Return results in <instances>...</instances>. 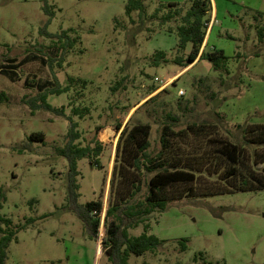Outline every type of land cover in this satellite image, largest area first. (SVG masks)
Returning <instances> with one entry per match:
<instances>
[{"label": "rangeland", "instance_id": "374dc122", "mask_svg": "<svg viewBox=\"0 0 264 264\" xmlns=\"http://www.w3.org/2000/svg\"><path fill=\"white\" fill-rule=\"evenodd\" d=\"M127 1L0 0V65L6 58L19 61L38 55L47 62L52 56L58 42L40 33L49 20L45 4L53 11L46 31L56 36L72 30L69 38L76 37L61 66L58 59L51 58V69L41 60L26 59L19 81L0 75V93L7 98L0 102V195L5 197L0 217L10 219L12 228L29 220L8 245L4 264H109L99 239L104 233L117 142L113 127L119 120L124 125L135 110L134 122L151 125L152 148H157L160 109L166 103L167 110L176 113L179 98L194 109L189 116L199 120L213 121L214 111L223 114V127L230 131L235 124H264V39L259 43L256 31V25L264 23V0H211L213 22L202 48L222 50L229 58L230 74L223 76L224 84L203 60L184 69L172 63L150 66L148 59L155 51L167 52L173 59L177 36L167 32L168 25L159 26L149 18L141 25L136 12L134 24L130 23L124 15ZM190 1L146 0L144 4L147 16L158 8L162 16L169 4L185 9ZM258 14L262 18L256 19ZM189 50L188 44L184 53ZM53 75L62 88L70 85L69 78L86 81V86L76 83L65 93L47 96L50 106L65 107L63 117L42 109L32 115L22 98L36 95V90L26 88L23 80H53ZM200 78L205 81L198 86ZM116 82L120 86L111 91ZM150 86L157 90L147 95ZM165 88L168 94L141 106ZM210 92L217 94L216 100L209 98ZM73 107H86L88 113L80 118ZM154 109L157 116H149ZM70 120L79 134L76 143L93 146L97 140L103 147L100 168L89 160L77 162V203L96 201L104 190L97 241L88 237L80 219L67 208V161L56 149L66 143ZM34 133L43 134L44 141H30ZM165 207L147 222L148 234L162 240V245L139 256L129 254L128 264H264V190L185 198ZM127 232L137 237L143 224ZM182 239L187 240L184 251L179 245Z\"/></svg>", "mask_w": 264, "mask_h": 264}, {"label": "trees", "instance_id": "16d2710c", "mask_svg": "<svg viewBox=\"0 0 264 264\" xmlns=\"http://www.w3.org/2000/svg\"><path fill=\"white\" fill-rule=\"evenodd\" d=\"M144 1L146 0L126 2L124 15L130 23L134 24L132 14L136 12L141 19V25L149 18L150 21H156L159 26L168 25L167 32H174L177 36L176 48L172 54L174 57L171 61L167 52L159 50L149 57L148 64L158 67L172 63L184 69L195 62L207 61L211 69L219 74L220 83L224 84L223 76L230 74L227 66L229 58L222 50L205 51V47L202 48L207 25L213 14L211 0H191L185 9L176 3H171L162 16L158 14L159 8L151 16H147ZM43 10L49 20L40 33L58 43L52 47L53 54L46 58L47 62L38 55L19 61L16 58L3 60L4 64L0 65V75L11 82L20 80L19 71L30 59L41 60L47 63L49 68L51 58L58 59L61 66L66 52L76 42V37L70 39L68 36V32L72 30L63 31L56 36L49 34L46 26L53 16V11L46 4ZM255 18L262 17L258 14ZM115 23L114 27L117 30L116 20ZM256 31L258 41L262 43L264 23L260 27L256 25ZM188 44L190 50L185 54ZM52 78L53 80H39L26 77L23 80L26 88L36 90V95L22 98L32 115L35 111L42 109L55 116L63 117L65 107L50 106L47 103V96L65 93L76 83L81 87L86 86V81L69 78L70 85L62 88L55 75ZM179 78L178 76L177 79ZM204 81V78L198 79V86H201ZM120 84L116 82L111 91H116ZM171 85L174 86L175 83L172 82ZM205 87L209 91L208 84ZM156 90L157 87L150 86L147 95H151ZM162 93L168 94L169 91L166 88L158 91L141 106L154 104ZM216 96L217 94L210 92L209 98L216 100ZM225 98L223 97L220 102L218 99L217 103H221ZM4 101H7L6 95L0 93V102ZM167 109L166 103L160 109V120L157 123V148H152L150 141L151 125L133 121L136 110L124 125L120 120L114 125L117 142L109 179L108 206L103 218L104 233L100 239L104 190L96 201L83 205L77 203L79 196L77 162L83 159L89 160L94 167L100 168L99 157L103 151L102 144L97 140L93 146H81L76 143L79 134L74 132L76 125L70 120L66 143L62 148L56 149L57 155L67 161V208L80 219L89 238L100 240V249L105 251L109 264H128L129 254L139 256L162 245V240L148 234L150 225L147 222L149 216L155 211H164L166 204L170 201L264 190V124H235L230 131L223 127L224 115L217 111L213 112L215 115L213 121L199 120L189 116L194 109L181 104V98L177 99L176 113L171 108ZM72 112L75 116L82 118L88 113V108L73 107ZM148 113L149 116H157L158 111L154 109ZM99 129L102 127L97 128ZM28 139L43 142L44 135L34 133ZM4 198L1 194L0 208ZM28 221L24 225L12 228L10 219L0 217V264H4L6 250L10 242L16 240L17 230L23 229ZM139 224H143V232L137 237H129L127 230ZM186 243V239L179 241L181 251L186 249ZM194 260L197 258L194 257Z\"/></svg>", "mask_w": 264, "mask_h": 264}, {"label": "built area", "instance_id": "2783aa9c", "mask_svg": "<svg viewBox=\"0 0 264 264\" xmlns=\"http://www.w3.org/2000/svg\"><path fill=\"white\" fill-rule=\"evenodd\" d=\"M212 22H213V18L211 19L210 23H208V25H207V30H210L211 25H212ZM165 85H166V84H165ZM165 85H163V86H165ZM178 94H179V95H182V94H183V91H182V90H179V91H178Z\"/></svg>", "mask_w": 264, "mask_h": 264}, {"label": "crops", "instance_id": "0c3cea01", "mask_svg": "<svg viewBox=\"0 0 264 264\" xmlns=\"http://www.w3.org/2000/svg\"><path fill=\"white\" fill-rule=\"evenodd\" d=\"M213 5V4H212Z\"/></svg>", "mask_w": 264, "mask_h": 264}]
</instances>
